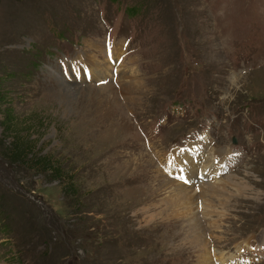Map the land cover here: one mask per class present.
<instances>
[{"label":"rangeland","instance_id":"374dc122","mask_svg":"<svg viewBox=\"0 0 264 264\" xmlns=\"http://www.w3.org/2000/svg\"><path fill=\"white\" fill-rule=\"evenodd\" d=\"M186 150L226 154L208 251L264 264V0H0V264H198Z\"/></svg>","mask_w":264,"mask_h":264},{"label":"bare ground","instance_id":"6f19581e","mask_svg":"<svg viewBox=\"0 0 264 264\" xmlns=\"http://www.w3.org/2000/svg\"><path fill=\"white\" fill-rule=\"evenodd\" d=\"M216 154L218 153L213 150H208L206 153L201 152V150H186L172 152L169 155H166L164 159L162 158L163 160L159 159V162L167 164V167H165L164 170H170L173 169V167L178 169L177 173L182 174L183 180L181 182H183V184L179 185L178 183L177 189L173 190L172 181L168 180L164 176L165 174L159 170V173H157L159 175L158 180L161 184H159L158 190H162L166 187L167 189L172 190L169 191V196H166L169 201L166 205V209L173 213H177L179 217H185L187 220L184 222L188 224V228L192 226V228H190L192 235L191 246L201 251L197 256L198 264H244L246 261L244 258L239 262L240 259L237 261L233 254H227L224 252L215 253V250L212 254L208 251V243L203 239V220L202 217L199 216L200 214L197 213L199 202L200 204L202 203V207L205 208L204 211H206V209L210 210L212 213L214 212L216 214V217L221 218L223 213L216 209L212 203L206 200L203 201V198L208 191H210L214 197H219L221 196L222 191L225 190L226 185H231L230 180L226 181L227 179H220L221 174L224 171L223 169L225 168L224 161H226V159L224 158L226 157V154L225 156L223 153L219 155ZM163 167L164 166L161 168L162 170ZM195 172H197V174ZM193 177L197 179V183L196 185L191 186L190 183ZM185 180L187 183L184 182ZM155 217L156 215L154 214L147 215L150 222ZM200 219L202 220V223ZM209 227L211 231L220 229L219 222L217 221H213ZM237 252L239 255L243 253V249L237 248Z\"/></svg>","mask_w":264,"mask_h":264},{"label":"snow or ice","instance_id":"6c2138e0","mask_svg":"<svg viewBox=\"0 0 264 264\" xmlns=\"http://www.w3.org/2000/svg\"><path fill=\"white\" fill-rule=\"evenodd\" d=\"M181 179H183V178L181 177ZM184 182H185V183H187V181H186V180H185Z\"/></svg>","mask_w":264,"mask_h":264},{"label":"trees","instance_id":"16d2710c","mask_svg":"<svg viewBox=\"0 0 264 264\" xmlns=\"http://www.w3.org/2000/svg\"><path fill=\"white\" fill-rule=\"evenodd\" d=\"M48 170H50V169H48Z\"/></svg>","mask_w":264,"mask_h":264}]
</instances>
